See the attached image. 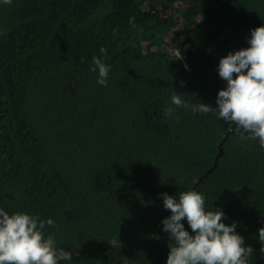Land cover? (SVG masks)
I'll list each match as a JSON object with an SVG mask.
<instances>
[{"label":"trees","instance_id":"16d2710c","mask_svg":"<svg viewBox=\"0 0 264 264\" xmlns=\"http://www.w3.org/2000/svg\"><path fill=\"white\" fill-rule=\"evenodd\" d=\"M261 25L264 0L0 4V208L51 218L45 237L73 253L59 264H166L162 194L195 190L264 264V149L231 134L212 168L235 125L164 112L173 92L215 107L220 58ZM94 56L110 67L107 86Z\"/></svg>","mask_w":264,"mask_h":264},{"label":"clouds","instance_id":"9594fccd","mask_svg":"<svg viewBox=\"0 0 264 264\" xmlns=\"http://www.w3.org/2000/svg\"><path fill=\"white\" fill-rule=\"evenodd\" d=\"M12 2L0 0V4ZM248 45L220 58L217 70L226 87L218 91L215 107L203 102L190 104L173 92L171 105L164 109L165 115L172 118L177 108L192 113L215 112L229 125L234 124L241 138L258 140L264 149V25L251 30ZM106 51L100 48L102 54ZM90 70L97 73L98 84L107 86L110 67L102 58L94 56ZM178 196L177 200L162 194L163 207L171 213L162 220V230L169 238L166 264H250L254 249L246 246L244 237L236 232V222L225 224L223 210L207 209L205 197L198 191H180ZM184 220L191 233L186 230ZM46 226L53 227L54 221L26 212L9 214L0 208V264L73 261L72 251L56 246L54 234L45 237ZM258 239L260 252L264 253V227L259 229ZM108 243L114 248L122 246L117 238Z\"/></svg>","mask_w":264,"mask_h":264},{"label":"water","instance_id":"95a60500","mask_svg":"<svg viewBox=\"0 0 264 264\" xmlns=\"http://www.w3.org/2000/svg\"><path fill=\"white\" fill-rule=\"evenodd\" d=\"M231 134H240V133L237 132L236 130H229L228 132H226V134L223 136L221 142L219 143V151H218V154L216 155V158H215V161H214V165L212 166V168H214L217 165L219 156L223 153V144L225 143V141L229 138V136Z\"/></svg>","mask_w":264,"mask_h":264},{"label":"rangeland","instance_id":"374dc122","mask_svg":"<svg viewBox=\"0 0 264 264\" xmlns=\"http://www.w3.org/2000/svg\"><path fill=\"white\" fill-rule=\"evenodd\" d=\"M175 39L176 40L173 41L172 46L174 48H177V50H179L178 45H179V43H181V41L177 37H175Z\"/></svg>","mask_w":264,"mask_h":264}]
</instances>
